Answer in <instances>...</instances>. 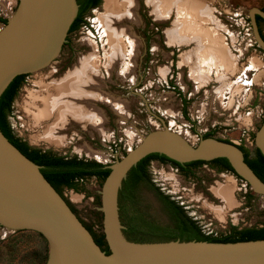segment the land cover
<instances>
[{
  "label": "rangeland",
  "instance_id": "obj_1",
  "mask_svg": "<svg viewBox=\"0 0 264 264\" xmlns=\"http://www.w3.org/2000/svg\"><path fill=\"white\" fill-rule=\"evenodd\" d=\"M115 1L117 6L129 2ZM131 1L136 4L137 21L118 18L121 11L117 10L111 23L122 29L121 34L124 32L119 44L125 55L118 61L111 59L112 42L101 20L107 13L106 0L87 13L83 25L67 36V45L53 61L49 103L54 97L73 100L61 96L57 86L83 58L94 62L88 76L98 83L93 84L95 90L89 88L92 93L83 103V117H65L61 105L52 108L48 103L45 134L80 158L108 165L124 157L148 133L165 126L194 145L213 132L212 137L242 145L254 156L255 136L264 123V49L257 46L248 17L263 0H198L205 7L201 18L191 9L192 20L198 17L201 22L199 32H214L228 54L226 64L219 58L209 60L211 68L206 64L202 79H196L193 72L198 68L197 59L193 56L190 61L186 56L200 53L205 49L200 40L205 44L206 40L194 39L189 33L190 39L172 42L167 35L170 29L188 26V18L179 17L182 3L177 1L170 17L161 18L155 11L157 0ZM18 6L19 0H0V15L9 20ZM4 25L0 22V30ZM133 39L137 41L134 46L130 43ZM129 65L134 67L130 73L125 71ZM174 85L188 98L186 110ZM118 102L124 106L119 108ZM150 173L158 187L188 205L207 233L220 236L233 227L264 226V194L233 172H217L213 165L203 163L192 174L184 175L169 163L154 161ZM228 183L234 186L231 201L217 192ZM143 193L144 202L168 218L155 192L143 187ZM0 264H36L12 231L2 226Z\"/></svg>",
  "mask_w": 264,
  "mask_h": 264
},
{
  "label": "water",
  "instance_id": "obj_2",
  "mask_svg": "<svg viewBox=\"0 0 264 264\" xmlns=\"http://www.w3.org/2000/svg\"><path fill=\"white\" fill-rule=\"evenodd\" d=\"M78 11L77 0H19L17 11L0 30V97L15 77L27 74L9 116L15 134L32 146L66 157L78 156L45 131L53 61ZM256 12L262 13L253 8L250 17L264 49ZM255 141L264 154V123ZM154 152L181 163L226 157L240 177L264 194V182L248 165L239 145L214 137L194 145L167 126L148 133L109 165L105 180L90 176L79 182L78 189L63 186L58 191L41 166L0 128V225L12 231L36 264H264V239L136 242L126 237L119 191L129 171ZM147 209L154 218L169 220L151 206ZM93 234H105L109 253Z\"/></svg>",
  "mask_w": 264,
  "mask_h": 264
},
{
  "label": "trees",
  "instance_id": "obj_3",
  "mask_svg": "<svg viewBox=\"0 0 264 264\" xmlns=\"http://www.w3.org/2000/svg\"><path fill=\"white\" fill-rule=\"evenodd\" d=\"M78 1L80 9L78 11L77 17L70 27L69 34L79 29L85 22L86 14L89 13L93 8L99 6L103 0H94L93 3L88 4H86L85 0ZM0 22L6 24L8 20L0 15ZM26 76L27 74H21L15 77L0 97V128L3 133L26 156L41 166V171L56 189H59L63 186L78 189L79 182L90 176H96L101 180H105L111 171L108 164L79 157L56 155L51 150L43 151L41 148L32 147L27 141H24L15 134L8 117L12 112L13 102L18 95ZM213 135V132H209L205 134L204 137H212ZM225 141L230 142L228 140ZM239 146L245 153V160L248 165L264 182V154L257 147L255 155L251 156V153L247 148L242 145ZM153 159H159L163 163H171L175 167L186 170L187 174H192L194 168L205 162H208L205 160H194L181 163L165 154L158 152L148 154L142 158L129 171L128 176L123 181V186L119 191L120 217L123 225L126 226L124 233L129 240L136 242H157L170 240L234 242L264 239V226L245 229H237L236 227H233L230 233L220 236L210 233H203L200 227L197 225L192 224L182 226L177 219L179 207L175 205L173 200L169 199V195H164L161 191H158V194L164 203V210L168 212L172 220H174L173 226L172 224H156L155 222H151V220L149 221L144 218V213H141L139 212V209L134 208L133 192H131V190L134 187L139 186L138 184L141 182L146 183L153 190L159 189L158 187H155L154 183L151 182L148 172L149 162ZM209 162L222 163L225 166V170L237 174L229 159L226 157H219ZM129 209H132V214H130ZM41 236L43 235L41 234ZM94 237L102 249L109 253L110 249L107 244L105 234L99 236L95 234Z\"/></svg>",
  "mask_w": 264,
  "mask_h": 264
},
{
  "label": "bare ground",
  "instance_id": "obj_4",
  "mask_svg": "<svg viewBox=\"0 0 264 264\" xmlns=\"http://www.w3.org/2000/svg\"><path fill=\"white\" fill-rule=\"evenodd\" d=\"M177 1H179V2L182 3V9L183 10L181 11V9H179L180 10V13H179V17L180 18H184L186 16L188 19H191L192 20V16H191V13H190L191 9L200 18L203 16V14L205 12V7H203L202 2H200L198 0H157L156 3L154 2V6H155V11H156L157 17H161V18H166V17L168 18V17H170L169 16L170 15V12H171L170 10L173 9L171 7ZM151 2H153V1H151ZM105 6H106V9H107V13L105 14V17L104 18H101V20L103 19V22L102 21L101 22L105 26V33L107 35L106 37H108L109 38V41L111 40L110 42H112V45L111 46L113 47V52H112V55H111V59L114 62H116L123 55H125V54L122 53L123 50H122V48H121V46L119 44V41L122 40V36H123L124 32H123V34H121L122 29L119 31L118 28L113 27L112 24H111L112 23V20H114L113 18H114L115 15H117V13H118L117 10H119V11H121L120 12L121 14H120V17H118V18L123 17V19H124V16H125V18L132 19V20H136L137 21L136 12H135L136 4L133 3V1H131V0H129V2L126 1L125 3H123V5H121L122 8H124V10H121V6L120 5L117 6L115 0H106ZM176 8H178V7H176ZM198 17H196L192 21L187 19L186 23H187L188 26H186V28H181L180 29L179 27H175L176 29H172V30L170 29L169 31L167 30L168 31V34L167 35H168V38L170 40H173L172 42H175V41L183 42L186 39H190L191 36H195L194 39H197L198 38V39H205L206 40V44L202 40H200V42L202 43V44L201 43L200 44L202 46L199 45L201 47L204 46L205 49H202V51L200 53L199 52L197 53L196 51L193 50L194 53L192 55H189L188 58L186 56V59H188L190 61L193 60L192 59L193 56L197 59V62L196 63L198 65V68H196L193 72L196 73V74L194 73L196 79H202V78H204L206 76L205 75V72H207V71H206L205 66H206V64H208V62L210 63L209 60H211L212 58H219V60H220L221 63L226 64L227 61H228V59H227L228 58L227 57L228 54H227V50H225V48H223L222 44L220 43V41L217 38V35H215L214 32L211 35L210 34H207L208 32H203V34H202V32H199L198 26L201 25V22L198 21ZM120 20H122V19H120ZM188 21L190 23H188ZM207 21H208V19H207ZM113 22H115V21H113ZM203 24H204V22H203ZM179 25H180V23H179ZM204 28H205V26H204ZM189 33L192 34L190 36V38L188 37ZM201 34H202V36H201ZM130 43L134 46V45H136L137 41L135 39H133L132 41L130 40ZM188 43H190V42H188ZM203 53H205V54H203ZM130 54H131V52H130ZM182 58H184V57H182ZM182 60H184V59H182ZM185 61H187V60H185ZM91 65H95L94 62H91V61L83 58L81 60L80 64L78 66H76L74 68V70L68 76H66L59 83V85L57 86V89H58L59 94L61 96L68 95L69 97H72L73 98V100L70 99L71 101L65 100V99L63 101L62 100L63 98L59 99L57 97H54V98H52L50 100V103H51L52 108L56 107L57 105H59V106L61 105L63 107L62 109H63V113H64L65 117H66V114L67 115L68 114H72V116H74V118H80V117H83V115L86 113V112L85 113L82 112V110H83V103L85 102V99H87L88 97H90L89 95H90V92L91 91L89 90V88H91L92 90H95L96 87L93 84L98 83L97 81L94 80L95 78H91L90 76H88L90 67H92ZM194 67H195V65H194ZM126 68L127 69L125 71L128 70L127 72H129V71H132L134 67H132V65H129ZM209 68H211V64L209 65ZM191 70H193V69H191ZM50 103H49V105H50ZM118 103H117V105L119 106V108H121L120 105H123V104H121V103L118 104ZM116 108H118V107H116ZM61 116H63V115L61 114ZM95 117H97V116H94V118ZM62 119L64 120V118H61V120ZM90 119L92 120V118H90ZM233 190H234V186L232 184H229L228 183L225 186L219 187V189L217 190V192L222 196V198H225L226 200L231 201L232 198H233Z\"/></svg>",
  "mask_w": 264,
  "mask_h": 264
},
{
  "label": "flooded vegetation",
  "instance_id": "obj_5",
  "mask_svg": "<svg viewBox=\"0 0 264 264\" xmlns=\"http://www.w3.org/2000/svg\"><path fill=\"white\" fill-rule=\"evenodd\" d=\"M78 1V0H77ZM94 0H85L86 4L88 3H93ZM78 4H79V1H78ZM98 7V6H97ZM262 13H259V12H256L255 13V19H256V24H257V29H258V32L260 34V36L264 39V0H263V3L261 5H259L258 7ZM79 9H80V5H79ZM94 9V8H93ZM249 20L251 21V17L249 15ZM254 37H255V40H256V36L254 34ZM257 42V40H256ZM68 43V39L67 41L65 42L64 45H67ZM257 46L258 47H261L258 42H257ZM64 64H68V62H65ZM174 89H175V92L180 96L181 98V101H182V104H183V109L186 110V107L188 105V98L185 96V94L179 89V87L177 85H174L173 86ZM13 107V105H12ZM115 110V109H114ZM117 110V109H116ZM185 112V111H184ZM9 119V117H8ZM10 122V121H9ZM11 124V123H10ZM12 126V125H11ZM13 128V127H12ZM14 130V129H13ZM207 134V133H206ZM25 141V140H24ZM32 146V145H31ZM32 147H35V146H32ZM36 148V147H35ZM39 148V147H37ZM42 149V148H41ZM43 151H46V149H42ZM154 161H158V162H161V160L159 159H153L149 162V166H148V172H149V175H150V180L152 183H154L155 187H158L157 183H155L154 179L151 177V173H150V166L151 164L154 162ZM163 163V162H161ZM205 163H208V164H211L214 166V169L217 171V172H220V171H227L225 170V166L224 164L222 163H219V162H215V163H211V162H205ZM170 165H172L171 163H169ZM173 167H175L174 165H172ZM199 166H197L196 168L194 169H197ZM178 171H180L181 173H183L184 175H187V172L186 170H182L181 168H178V167H175ZM139 186H136L134 187L131 192H133V200H134V208H137L139 209V212L141 213H144V218H146L147 220H151V222H155L156 224H162V225H171L173 226L174 224V220H172L171 216L168 214L167 212V215H168V218L169 220L167 222H164V221H161L157 218H154L150 212L148 211V205H144V193H143V187L149 189V190H152L153 192H155L154 194L157 196L158 200L161 202L162 206H164V203L161 199V197L159 196L158 194V191H161L164 195H169L167 194L166 192H164L160 187H158L159 189L158 190H153L151 189L146 183L144 182H141L138 184ZM123 186V185H122ZM122 188V187H121ZM59 191V189H57ZM169 199L170 200H173L175 205L179 207V210H178V214H177V219H178V222H180V224L183 226V225H197L198 227H200L201 231L203 233H206V234H209L205 231V229L203 228V226L201 225L200 221L197 220L196 217H194L189 209H188V205H186L184 202L176 199L174 196H171L169 195ZM132 208V207H131ZM129 212L130 214H132V209H129ZM119 215H120V208H119ZM121 219V217H120ZM122 222V221H121ZM123 224V223H122ZM86 226V225H85ZM87 228H89L87 226ZM126 228V226L124 225V229ZM124 229H123V232H124ZM90 230V228H89ZM126 235V234H125ZM94 236V235H93ZM127 237V236H126ZM95 238V237H94Z\"/></svg>",
  "mask_w": 264,
  "mask_h": 264
}]
</instances>
